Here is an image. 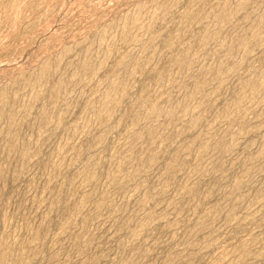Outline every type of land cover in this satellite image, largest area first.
<instances>
[{
	"label": "rangeland",
	"instance_id": "374dc122",
	"mask_svg": "<svg viewBox=\"0 0 264 264\" xmlns=\"http://www.w3.org/2000/svg\"><path fill=\"white\" fill-rule=\"evenodd\" d=\"M153 1L0 0V94L9 95L0 113V248L12 251L3 264H264V0L247 1L208 54L198 44L211 15L239 0H207L206 20L179 40L182 0L108 58L124 17L139 16L144 29ZM255 25L259 40L241 45ZM187 51L196 59L184 72L174 60ZM123 54L143 67L120 108L97 119L103 96L114 95L111 79L124 77ZM44 63L51 69L38 87L26 84Z\"/></svg>",
	"mask_w": 264,
	"mask_h": 264
},
{
	"label": "bare ground",
	"instance_id": "6f19581e",
	"mask_svg": "<svg viewBox=\"0 0 264 264\" xmlns=\"http://www.w3.org/2000/svg\"><path fill=\"white\" fill-rule=\"evenodd\" d=\"M181 1L182 0H166L164 3L162 2H160L159 0H155V1H153V8H154V12L152 11V13L153 14H151L150 15V20H148V22H149V24H147V23H145V24H147L146 25V27H144V29L140 26V24H139V21H140V19H139V16H133V17H131V16H129V17H124V19L122 20V18H121V28H120V33H119V39L118 38H116L117 40H115L114 39V37H113V39L115 40V41H113L114 42V47H111L109 50H108V53L106 54L107 56H108V58H109V55L111 56V57H113L112 56V54H113V52L112 51H114V49H115V47H116V45H120V44H126V43H129V42H133L132 40H137V38H136V34H137V32H138V30H140V32H143V33H145V32H147V31H149V29L153 26V24H155L157 21H158V18H159V16H161V15H163V16H165L166 14V17L168 16V12L169 11H171L173 8H175L176 6H178L180 3H181ZM206 1L207 0H188V4L187 5H189V9L186 11V10H184V11H186L185 12V14H184V16H183V18H184V24H182V28H181V30L178 32V35H177V39H179V40H181L182 38H183V36H184V34H185V32H187L186 31V29L189 27V25H193L194 23L196 24V23H198V22H201L202 20H204L205 18H206V15L205 14H203V12H202V8L205 6L206 7ZM247 1H250V0H239L238 1V3H236L234 6H231L230 4H229V2H226L224 5H222V7H221V9H220V11L219 12H217V14L215 15V14H213V15H211L212 17H213V20H214V27H213V29L211 30V29H205L204 31H202V34H201V36H200V42H199V44H198V47L200 46L201 48L202 47H204L205 49H207V50H203L204 51V54L206 53V51H208V48L207 47H205L212 39H222L223 38V34L225 33V30H223V28H225L226 26H227V24H229L231 21H232V19H233V17H234V15H236L237 13H239V12H243V11H240L241 9H242V7H244L243 5L247 2ZM183 2V1H182ZM254 3V2H253ZM247 5V4H246ZM260 5V4H259ZM208 6V5H207ZM137 7V6H136ZM139 8V7H138ZM186 8V7H185ZM243 9H245V8H243ZM141 10H142V8L140 7L139 9H138V13H140L141 12ZM174 12V11H173ZM245 12V11H244ZM254 12V11H253ZM256 12V11H255ZM254 12V13H255ZM171 13V12H170ZM184 13V12H183ZM212 13V12H211ZM127 16V15H126ZM237 16H238V14H237ZM166 17H164V18H166ZM210 17V16H209ZM240 17H242V15L240 16ZM182 18V19H183ZM236 18V17H235ZM167 19V18H166ZM209 19V18H208ZM242 19H243V17H242ZM260 19H262V18H260ZM119 20V19H118ZM159 20H160V18H159ZM163 20V19H162ZM206 20V19H205ZM211 21V20H210ZM247 21V20H246ZM212 22V21H211ZM254 22V21H253ZM252 22V23H253ZM258 22V21H257ZM160 23V22H159ZM204 23H205V21H204ZM250 23V22H249ZM255 23V22H254ZM114 24H116V22L114 23ZM210 24H212V23H210ZM113 25V24H112ZM259 25V24H258ZM258 25H255V27L252 29V31L250 32V34H249V37H248V39H242L241 40V42H240V44L241 45H245L246 43H247V41H250V40H252V41H256V40H259V38H260V32L261 31H259V26ZM207 26V25H206ZM112 27V26H111ZM110 27V28H111ZM115 27V26H114ZM191 27V26H190ZM251 27V26H250ZM112 29H114L113 27H112ZM116 29H118V28H115L114 30L116 31ZM152 29V28H151ZM226 29V28H225ZM234 29V28H233ZM264 29V28H263ZM110 30V29H109ZM192 30V29H191ZM151 31V30H150ZM263 31V30H262ZM190 32V31H189ZM224 32V33H223ZM116 34V33H115ZM114 34V35H115ZM103 36H104V34L103 35H101V37L103 38ZM107 36V35H106ZM101 37H99V40H100V38ZM117 37V36H116ZM186 37V36H185ZM198 37V36H197ZM244 37V36H243ZM101 38V39H102ZM104 38H105V36H104ZM159 37L157 36V38L155 39V41L158 39ZM196 38V37H195ZM225 38V37H224ZM242 38V37H241ZM246 38V37H245ZM160 39V38H159ZM158 39V40H159ZM186 39V38H185ZM103 40V39H102ZM238 40V39H237ZM97 41V40H96ZM96 41H94V42H96ZM101 41V40H100ZM154 41V40H153ZM154 41V42H155ZM173 41H175V40H173ZM159 42H160V40H159ZM196 42H197V40H196ZM195 42V43H196ZM230 42V41H229ZM237 42V41H236ZM96 43H98V42H96ZM100 43V42H99ZM102 43V42H101ZM101 43H100V45H101ZM111 43V42H110ZM157 43V42H156ZM164 47L165 48H168V49H170L171 47H172V42L170 41V40H167V41H165L164 40ZM163 43H161V44H163ZM213 43V42H212ZM220 43V42H219ZM218 43V44H219ZM224 43V42H223ZM95 44V43H94ZM94 44H93V46H94ZM150 44V43H149ZM152 44V43H151ZM160 44V45H161ZM176 44V43H175ZM227 44V43H226ZM96 45V44H95ZM111 45H112V43H111ZM110 45V46H111ZM221 45V44H220ZM228 45H230V43L228 44ZM227 45V46H228ZM113 46V45H112ZM194 46V45H193ZM195 46H197V44H195ZM194 46V47H195ZM232 46V45H231ZM238 46V45H237ZM240 46V45H239ZM154 47H155V45H154ZM162 47V46H161ZM208 47H210V46H208ZM89 48H90V46H89ZM117 48V47H116ZM153 48V47H152ZM197 48V47H196ZM194 49V50H197V49ZM228 48V47H227ZM233 47H231V49H232ZM63 49V48H62ZM69 49V48H68ZM191 49H193V48H191ZM219 49V48H218ZM224 49V48H223ZM226 49V48H225ZM86 50H87V48H86ZM90 50V49H89ZM119 50H120V48H119ZM165 50V49H164ZM198 50H200V49H198ZM226 50H228V49H226ZM104 51V50H103ZM116 51V50H115ZM146 51V50H145ZM166 51V50H165ZM169 51V50H168ZM201 51V50H200ZM220 51V50H219ZM232 51V50H231ZM94 52V51H93ZM112 52V54H110ZM117 52V51H116ZM116 52H115V54H116ZM195 52V51H194ZM198 52V51H197ZM209 52V51H208ZM208 52L206 53V54H208ZM92 53V52H91ZM90 53V54H91ZM121 53V52H120ZM145 53V52H144ZM143 53V54H144ZM190 53H192V51L191 52H189L188 53V51L187 52H185L183 55H181L180 57H178L177 58V60H174V62L176 61V63H177V65L178 66H180L181 68H182V70L181 71H186V70H189V69H191L193 66H194V63H195V57L193 56V55H191ZM201 53V52H200ZM203 53V52H202ZM220 53H222V51L220 52ZM64 54H65V52H64ZM89 54V53H88ZM93 54V53H92ZM119 54V53H118ZM131 54V53H130ZM129 54V55H130ZM139 54V53H138ZM167 54V53H166ZM169 54V53H168ZM171 54V53H170ZM226 54V53H225ZM228 54V53H227ZM117 55V54H116ZM129 55H121V57H120V59H119V61H118V64H117V67H118V69H122V71H123V75H124V77L121 79V80H117V79H114V80H112L111 79V83H110V89L112 90V93L114 94L113 96L111 95V93H107V94H105V96H103L104 98L102 99V97H101V99H99V100H101L100 101V103H99V105H98V110L96 111V117L95 118H97V119H100V118H102V117H110V116H112L113 114H114V112L116 111V109L119 107L120 108V106L127 100V97H128V94H129V91H130V88H131V83H132V81H134V79L137 77V75H138V73H137V70H136V68H139V60L137 59V57H135L136 59H133V57H130ZM134 55V54H133ZM63 56V55H62ZM104 56V55H103ZM119 56V55H118ZM117 56V57H118ZM198 56V55H197ZM84 57V56H83ZM116 57V58H117ZM60 58H62V57H60ZM87 58V57H86ZM103 58V57H102ZM107 58V59H108ZM115 58V60H117ZM59 59V58H58ZM92 59V58H91ZM110 59H112V58H110ZM114 59V58H113ZM142 59V58H141ZM233 59V58H232ZM56 60V59H55ZM61 60V59H60ZM87 61H88V59H87ZM173 61V60H172ZM197 61V60H196ZM234 61V60H233ZM78 62H80L79 60H78ZM100 62V61H99ZM98 62V63H99ZM103 62V61H102ZM50 63V62H49ZM106 63H108V61L106 62ZM117 62L115 61V64H116ZM231 63V62H230ZM233 63V62H232ZM51 64H53V63H51ZM58 64H59V62H58ZM62 64V63H61ZM78 64V63H77ZM81 64V67H80V71H86V70H88L89 69V67L91 66V65H88V63L87 62H83V63H80ZM228 64V63H227ZM69 65V64H68ZM98 65V64H97ZM142 65V64H141ZM89 66V67H88ZM105 66V64H103V63H100L96 68H95V70H94V72H98V71H100L103 67ZM192 66V67H191ZM241 66V65H240ZM141 67H143V65L142 66H140V68ZM179 67V68H180ZM213 67V66H212ZM223 67V66H222ZM176 68H177V66H176ZM214 68V67H213ZM212 68V69H213ZM220 68V67H219ZM227 68H229V67H227ZM233 68H235V66H233ZM232 67H230L229 68V72H234ZM50 69H51V65L50 64H48V63H44V65H42V67L38 70V72H37V70H36V74H35V76H31L32 78L30 79V75L28 76L29 77V80L27 79L26 80V78H25V75H24V82L27 84H31V83H33V82H35L36 83V86L38 85V82H37V80L38 81H40V79L41 78H43L49 71H50ZM63 69V68H62ZM61 69V70H62ZM91 69H93V68H91ZM56 70V69H55ZM58 70V69H57ZM214 70V69H213ZM217 70V69H216ZM52 71V70H51ZM54 71V70H53ZM93 71V70H92ZM142 71V70H141ZM180 71V70H179ZM184 71V72H185ZM206 71V70H205ZM210 71V70H209ZM219 71V70H218ZM55 72V71H54ZM77 72V71H76ZM87 72V71H86ZM57 73V72H56ZM82 73H85V72H82ZM220 73V72H219ZM62 74V73H61ZM216 74V73H215ZM218 74V73H217ZM222 74H223V72H222ZM54 75V74H53ZM59 75V74H58ZM77 75V74H76ZM80 75V74H79ZM78 75V76H79ZM95 75V74H94ZM220 75V74H219ZM218 75V76H219ZM75 76V75H74ZM115 77V76H114ZM19 79H21V77H18ZM72 78H74V77H72ZM71 78V79H72ZM76 78H78V77H76ZM15 80V79H14ZM18 80V79H17ZM17 80H15V81H17ZM23 80V79H22ZM48 80V79H47ZM74 80H75V78H74ZM21 80H19V82H20ZM71 81V80H70ZM135 82V81H134ZM251 82V81H250ZM256 82H258V80L256 81ZM255 82V83H256ZM13 83V82H12ZM35 83H34V85H35ZM14 84V83H13ZM18 83H16V86H18L17 85ZM26 84H25V87L27 88V86H29V85H27L26 86ZM22 85V84H21ZM20 85V86H21ZM40 85V84H39ZM32 86V85H31ZM45 86V85H44ZM63 86V85H62ZM22 87V86H21ZM34 87V86H33ZM38 87V86H37ZM43 87V86H42ZM46 87V86H45ZM58 87V86H57ZM64 87V86H63ZM135 87V86H134ZM195 87V86H194ZM245 87H249L250 88V90L252 91V96H255V95H258V94H260V92H261V90H262V86L260 85V84H253V83H247V85H245ZM29 88V87H28ZM39 88H41V87H39ZM22 89V88H21ZM34 89H35V87H34ZM38 89V88H37ZM49 89V88H48ZM56 89V85H55V88H54V90ZM59 89V88H58ZM3 90H4V88H3ZM23 90V89H22ZM33 90V89H32ZM50 90V89H49ZM195 90V89H194ZM246 91V90H245ZM264 91V90H263ZM35 92V91H34ZM36 92H37V90H36ZM49 92V91H48ZM55 92H57V91H54V93ZM39 93V92H38ZM38 93H34L33 94V96L34 95H36V94H38ZM40 93H41V90H40ZM46 93V92H45ZM195 93H196V91H195ZM115 94H116V97H115ZM56 95V94H55ZM55 95H53V96H55ZM11 96V95H10ZM37 96V95H36ZM251 96V95H250ZM8 97H9V95H8V92H7V90L5 89L1 94H0V113H1V106H2V104L3 103H7V100H8ZM35 97V96H34ZM14 98H16L15 96H14ZM13 98V99H14ZM18 98V97H17ZM39 98H41V97H39ZM12 99V98H11ZM12 99V100H13ZM31 99V98H30ZM10 100V99H9ZM11 100V101H12ZM17 100V99H16ZM16 100H14V102L13 103H15V101ZM32 100V99H31ZM11 101H8V102H11ZM34 101H35V98H34ZM33 100L31 101V102H33V103H35ZM190 101V100H189ZM37 102V101H36ZM186 102V101H185ZM9 104V103H8ZM188 104V100H187V102H186V105ZM31 105V103L29 104V106ZM140 105H142V103L140 102ZM3 106H4V104H3ZM6 106V105H5ZM8 106H10V105H8ZM27 106V105H26ZM179 106V105H178ZM181 106H182V104H181ZM11 107V106H10ZM188 107V106H187ZM234 107L237 109H239L240 110V102L239 101H236L235 103H234ZM28 110H30V109H28ZM28 110H27V113H28ZM45 110V109H44ZM178 110V109H177ZM186 110H187V108H186ZM2 111H4V110H2ZM147 111V110H146ZM152 111V110H151ZM176 111V110H175ZM184 111V110H183ZM226 111V110H225ZM45 112V111H44ZM174 111H171V112H169L168 114H169V117L173 120L175 117H177V115L175 114V113H173ZM181 112V111H180ZM154 113V112H153ZM225 113V112H224ZM4 115H5V113H3ZM43 115H45L44 113H42ZM184 114V113H183ZM1 115V114H0ZM13 115V114H12ZM15 115V114H14ZM182 115V114H181ZM22 116V115H21ZM27 116V115H26ZM25 116V117H26ZM184 116V115H183ZM4 117V119H5V117L6 116H3ZM16 117V116H15ZM41 117V116H40ZM181 117V116H180ZM180 117H179V119H180ZM11 118V117H10ZM14 118V117H13ZM43 118V116L40 118V119H42ZM7 119V118H6ZM182 119V118H181ZM13 120V119H12ZM6 121V120H5ZM14 121V120H13ZM7 122H9V120L7 121ZM16 122V121H15ZM197 122H198V119H196V120H193L191 123H192V125L193 126H195L196 124H197ZM18 123V122H17ZM6 124H8V123H6ZM16 124V123H15ZM17 125V124H16ZM12 125H10V127H11ZM138 126V125H137ZM14 127V126H13ZM196 127V126H195ZM10 130V129H9ZM14 132V131H13ZM1 133V132H0ZM9 134H11V132H9ZM12 135V134H11ZM10 136V135H9ZM134 137H133V139L134 140H139L140 139V135L139 134H137V133H135L134 135H133ZM13 137V136H12ZM12 137H10V138H12ZM7 138H9V137H7ZM9 138V139H10ZM6 139V138H5ZM8 139V140H9ZM13 139V138H12ZM7 140V141H8ZM142 140V139H141ZM4 141V140H3ZM11 141H13V140H11ZM4 146V145H3ZM8 146V145H7ZM1 147V146H0ZM6 147V146H5ZM13 148H14V146H13ZM16 149V148H15ZM4 150V149H3ZM6 150V149H5ZM9 150V148L7 149V151ZM26 150V149H25ZM24 150V151H25ZM261 150H263V149H261ZM11 151H12V149H11ZM27 151V150H26ZM25 151V152H26ZM5 152V151H4ZM9 152V151H8ZM24 152V153H25ZM262 153V152H261ZM9 154V153H8ZM25 156V155H24ZM21 159V158H20ZM25 160V159H24ZM89 166V165H88ZM90 167V166H89ZM4 168V167H3ZM88 171H86V174H85V180L86 181H91L92 179H93V170L92 171H89V168L87 169ZM171 170V169H170ZM82 177H83V175H82ZM83 179V178H82ZM240 185V184H239ZM239 185H237V187L239 186ZM88 199V198H87ZM86 199V200H87ZM203 222H204V220H203ZM192 233V232H191ZM0 264H3L5 261H7V260H9L10 259V257H11V253H12V251L9 249V248H6V246H2L1 248H0ZM21 259H23V258H21ZM20 259V260H21ZM23 262V260H21V263Z\"/></svg>",
	"mask_w": 264,
	"mask_h": 264
}]
</instances>
